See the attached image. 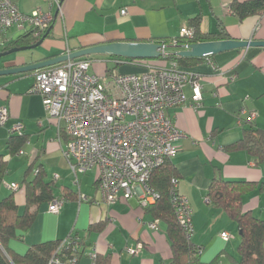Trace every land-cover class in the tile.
Here are the masks:
<instances>
[{
    "label": "crops",
    "instance_id": "0c3cea01",
    "mask_svg": "<svg viewBox=\"0 0 264 264\" xmlns=\"http://www.w3.org/2000/svg\"><path fill=\"white\" fill-rule=\"evenodd\" d=\"M12 1L25 13L49 10L53 17L51 31L36 49L1 58L0 69L24 66L98 44L155 42L176 37L188 25V18L199 12L204 33L217 32L218 21H222L229 39L264 41V13L240 20L228 8L233 0ZM26 31L17 26L0 31V52L5 51L6 42ZM96 56L90 57L95 62L90 72L99 73L101 62L113 61L109 60L111 55H106V59ZM188 69L199 75L202 100L198 108L192 105L191 85L187 84L184 88L187 101L168 109L184 134L177 142V153L169 161L179 179L178 190L188 196L193 207L190 240L199 248L201 260L207 264L216 261L230 264L232 258L239 259L240 233L234 231L238 226L223 207L210 201L207 193L215 178L255 183L243 196V209L253 215L261 209L258 216L264 218V193L260 191L264 161L256 163L246 150L231 147L251 125L264 129V47L217 53ZM35 71L0 76V107L5 105L9 110L8 120L0 124V153L8 160V171L0 181V200L14 194L19 213H23L26 204L23 181L32 179L42 166L47 180H53L55 195L64 197L65 202L57 212L48 210L50 202L43 203L33 225L22 236L10 240L9 248L23 254L33 244L67 239L75 249L81 240L77 264H93L90 254L94 250L100 255V264H174L165 224L146 211L139 193L107 206L91 200L99 198L94 172L82 174L78 183L73 180L68 161L62 155L66 137L59 134L52 118L45 117L41 96L31 91ZM107 82L110 85V80ZM250 113H255L251 121ZM19 121L24 125L27 141L13 155L8 151V142L11 128ZM23 154L27 160L20 159L21 163L16 164L18 171L9 173V160ZM11 183L19 188H10ZM81 193L89 200H80ZM155 219L156 230L149 227ZM224 231L231 233L230 239L221 237ZM128 247L138 248L140 253L129 254Z\"/></svg>",
    "mask_w": 264,
    "mask_h": 264
},
{
    "label": "built area",
    "instance_id": "2783aa9c",
    "mask_svg": "<svg viewBox=\"0 0 264 264\" xmlns=\"http://www.w3.org/2000/svg\"><path fill=\"white\" fill-rule=\"evenodd\" d=\"M58 3V0H52ZM123 14L126 9H122ZM52 13L36 9L31 13L20 10L12 0H0V31L13 26L36 29L38 33L52 24ZM180 33L192 37L193 29L183 26ZM192 43L178 44L175 40L160 44L162 56L169 47L189 49ZM93 59H70L66 62L38 69L34 73L31 91L41 96L48 118H52L60 135L67 137L62 155L69 169L79 182V176L94 172L98 199L92 202L110 206L121 198L128 199L139 193L143 207L160 197L149 183L154 168L163 165L177 151V142L184 135L176 126L168 109L187 101L185 85H191V101L195 108L202 100L199 75L172 61L167 66L150 62H137L148 69L140 74L110 75L90 72ZM107 80H110L108 85ZM249 120L255 117L250 113ZM9 118L7 106L0 107V124ZM22 122L11 131L22 132ZM22 153V150L19 151ZM179 180L172 179L171 205L178 223L191 239V216L193 207L185 194L178 190ZM10 188L19 185L11 183ZM80 200H89L80 194ZM64 197L54 199L48 210L57 212L64 204ZM158 220L149 223L157 229ZM225 240L231 238L228 231L221 233ZM71 247L69 240L62 247ZM129 254L140 253L138 248L128 247ZM96 251L90 257L95 264ZM78 255L67 256L55 253L48 264H77ZM215 264H223L216 262Z\"/></svg>",
    "mask_w": 264,
    "mask_h": 264
},
{
    "label": "trees",
    "instance_id": "16d2710c",
    "mask_svg": "<svg viewBox=\"0 0 264 264\" xmlns=\"http://www.w3.org/2000/svg\"><path fill=\"white\" fill-rule=\"evenodd\" d=\"M229 10L238 16L240 20L251 15L264 13V0H233L228 6ZM202 12L188 18V27L193 29V36L187 37L180 33L176 37H164L156 39L158 44L169 43L175 40L178 44L195 43L204 41L226 40L230 36L222 21H218V31L204 33L201 30ZM46 30L38 33L36 29H28L18 38L8 41L4 45V50L14 46L32 44L39 41L46 33ZM51 31V29H50ZM50 34V32H49ZM49 34L47 36H49ZM173 48V52L169 49ZM177 48L169 47L165 56L151 59H132L119 56H111L113 60L112 67L108 66V61L101 62V72L105 75L117 73L119 65L117 60H125L137 64V62H150L157 66H167L174 61L185 68L193 67L197 61L208 57H183L175 52ZM90 56L81 57L88 59ZM212 57V56H210ZM91 59V58H90ZM130 63V64H132ZM95 65L93 62L92 66ZM138 65V64H137ZM125 74V73H121ZM251 121V120H250ZM250 123V122H248ZM252 124V123H250ZM24 129V128H23ZM63 135V134H62ZM66 137V135H65ZM27 141L25 132L12 131L8 151L10 154H16ZM67 141V137H66ZM232 148H241L247 151L256 163L264 161V129L255 128L251 125L245 130L243 137L235 142ZM8 171V160L5 154L0 153V181L3 180ZM29 171V170H27ZM176 178L174 165L167 160L163 165L153 169L149 180L152 188L159 192L160 197L157 201L146 206V211L152 214L156 219L164 222L168 234L174 264H207L200 258L199 248L187 239L184 229L178 223L174 209L171 205L170 189L172 179ZM178 179V178H176ZM179 180V179H178ZM255 187V183L246 180H223L213 179L207 195L215 206H221L236 222L240 231V242L237 252L239 259L232 258L230 264H264V218L254 216L250 210L243 209V196ZM25 190V210L19 213L14 194H11L0 200V264H48L50 258L55 254H65L68 257L80 255L79 240L78 247H62L61 252H57L62 241L51 240L28 247L23 254L15 253L9 248V242L12 239L22 236L34 223L39 207L43 203L52 202L57 196L54 193L53 180H47V174L42 166L36 169L32 179H24L21 186ZM260 191L264 193V182L260 184ZM73 192V191H72ZM155 219V220H156ZM217 262V261H216ZM214 262V264L216 263ZM95 264H100V255H96Z\"/></svg>",
    "mask_w": 264,
    "mask_h": 264
},
{
    "label": "water",
    "instance_id": "95a60500",
    "mask_svg": "<svg viewBox=\"0 0 264 264\" xmlns=\"http://www.w3.org/2000/svg\"><path fill=\"white\" fill-rule=\"evenodd\" d=\"M51 29V28H50ZM48 29L45 35L37 42L29 45L15 46L8 50L0 52V58H3L11 53L33 50L36 49L43 39L49 34ZM264 47V41L259 40H237V39H226V40H215V41H204L192 43L189 49L177 50L175 53L183 57H210L217 53L225 52L236 48H247V47ZM160 44L157 42H143V41H115L110 43L98 44L88 47L80 48L72 52H67L54 58H48L24 66L11 67L0 69L1 75H12L18 73H26L42 69L51 65L60 64L70 59H77L90 55L107 54L111 56H119L123 58L132 59H151L158 58L162 55L158 49Z\"/></svg>",
    "mask_w": 264,
    "mask_h": 264
},
{
    "label": "rangeland",
    "instance_id": "374dc122",
    "mask_svg": "<svg viewBox=\"0 0 264 264\" xmlns=\"http://www.w3.org/2000/svg\"><path fill=\"white\" fill-rule=\"evenodd\" d=\"M173 51H175V50H173V48H170L169 49V52H173ZM15 54H17V52H14V53H11V54H9V55H7V56H5L6 58L7 57H9V56H11V55H15ZM98 56H96V57H98V58H101V59H106V55L107 54H97ZM216 56H218V55H216ZM5 57H3V58H5ZM1 59V58H0ZM117 61H119L120 63H122V64H120L119 65V68L117 69V73H119V72H123V73H125V74H140V73H144V72H147L148 71V69L147 68H145V67H142V66H137V65H135V66H133V65H130V63H132V62H128V61H125V60H117ZM112 65H114L112 62H109L108 63V66H110V67H112ZM99 72L101 71V69L100 70H98ZM45 111V117H47V113H46V110H44ZM19 122H21V121H19ZM16 123H18V122H16ZM56 128V127H55ZM26 148H27V146H26ZM26 148H25V150H26ZM20 159H23V160H27V156L26 155H15L14 156V158L13 159H11V160H9V173L10 172H17L18 171V168H17V163L19 164V163H21L19 160ZM27 166L28 165H26L25 166V168H24V170H26V168H27ZM23 174H24V171H23ZM29 176H31V175H29ZM28 176V177H29ZM81 176L82 175H80L79 176V178H81ZM73 180L75 181V178L73 177ZM85 182L86 181H84L83 183L85 184ZM60 184H61V182H58V186H60ZM77 186V185H76ZM78 189V188H77ZM82 190H85V187L83 186L82 187ZM260 210L261 209H259V212H257L256 214H254V216H257V217H260V216H258V215H261L260 214ZM262 218V217H261ZM234 231H236V232H239L240 233V231H238V229L237 228H234ZM229 232V231H228ZM230 233V232H229ZM231 234V233H230Z\"/></svg>",
    "mask_w": 264,
    "mask_h": 264
}]
</instances>
